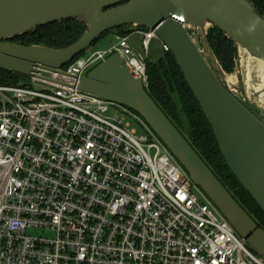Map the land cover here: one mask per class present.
<instances>
[{
    "label": "built area",
    "instance_id": "2783aa9c",
    "mask_svg": "<svg viewBox=\"0 0 264 264\" xmlns=\"http://www.w3.org/2000/svg\"><path fill=\"white\" fill-rule=\"evenodd\" d=\"M136 33L147 54L153 33ZM113 54L146 88L143 55L118 34L52 77L75 87ZM30 83L44 87L0 85V264H264L137 114Z\"/></svg>",
    "mask_w": 264,
    "mask_h": 264
},
{
    "label": "water",
    "instance_id": "95a60500",
    "mask_svg": "<svg viewBox=\"0 0 264 264\" xmlns=\"http://www.w3.org/2000/svg\"><path fill=\"white\" fill-rule=\"evenodd\" d=\"M67 21L82 23L86 31L66 48L11 42ZM208 26L234 44L237 56L246 57L248 73L252 64L248 58L260 61L264 70V18L249 0H0V71L75 88L133 111L176 158L193 185L264 258V230L208 168L119 54L78 78L75 87L52 77H70L64 68L108 33L126 28L153 33L172 54L226 167L264 213V106L257 107L249 97L250 87L256 84L246 88L247 100L227 86L223 70L213 63Z\"/></svg>",
    "mask_w": 264,
    "mask_h": 264
},
{
    "label": "trees",
    "instance_id": "16d2710c",
    "mask_svg": "<svg viewBox=\"0 0 264 264\" xmlns=\"http://www.w3.org/2000/svg\"><path fill=\"white\" fill-rule=\"evenodd\" d=\"M249 1L264 18V0ZM85 31L86 27L82 23L67 21L38 29L13 39L11 42L22 46L41 45L52 49H62L76 42ZM110 34L125 35L124 29L107 35ZM208 43L219 64L226 72H230L233 69V57L236 53L234 44L216 29L208 31ZM85 52L77 58L83 56ZM146 75L148 78L146 90L149 96L233 198L264 230V213L242 189L226 167L211 127L188 89L172 54L169 51H164L163 56L155 63L147 60ZM21 78L18 75L0 71V85L31 86L30 84H20Z\"/></svg>",
    "mask_w": 264,
    "mask_h": 264
},
{
    "label": "rangeland",
    "instance_id": "374dc122",
    "mask_svg": "<svg viewBox=\"0 0 264 264\" xmlns=\"http://www.w3.org/2000/svg\"><path fill=\"white\" fill-rule=\"evenodd\" d=\"M209 30H211V26H208V31ZM124 33H125L124 36H122L120 34L121 37H128L129 44L137 53H140L143 55V57L145 59V63L147 60L155 63L160 57L163 56L164 50H163L162 44L159 40H157V39L151 40L150 45H149V51L147 54H145L144 53L145 51H143L142 46H141V36L136 35L137 34L136 30H130V29L126 28V29H124ZM196 34H198V32H196ZM111 41H113L112 34L106 35L102 39H100L95 45L90 47L88 50L93 51V50L101 49V48L107 46ZM213 63L217 67L220 66V68L223 70L224 77L226 76L225 79H226L228 85L231 87V89H233L234 94L237 95L242 100H247L248 98H246V92H247L246 88L249 85L257 84L259 78H258V75L256 74V72L254 71V69L251 67H249V73L251 76L249 75L248 70H247L246 57L245 56L242 57V55L239 57V54L237 56V54L235 53V56L233 57V69L230 72H226L223 69V67L221 66V64H219L217 59H216V61L213 59ZM251 65H253V64H251ZM19 82H20V84H30L32 87H34L36 89H40L41 87H44V85H40L38 83L32 84V83H30V79L23 78V77L19 80ZM146 85H147L146 88H148V80H146ZM252 87H250V89ZM130 126H131V129L134 130L137 135L141 134L142 130L139 127V125L135 124L134 122H130ZM27 235L30 237H36V238H38V237L52 238L53 237L52 234H49V233H46L43 231H39V230H29V231H27Z\"/></svg>",
    "mask_w": 264,
    "mask_h": 264
},
{
    "label": "bare ground",
    "instance_id": "6f19581e",
    "mask_svg": "<svg viewBox=\"0 0 264 264\" xmlns=\"http://www.w3.org/2000/svg\"><path fill=\"white\" fill-rule=\"evenodd\" d=\"M248 59L250 60L249 63L253 64L250 67L254 69L259 78L258 83L250 89L249 97L254 100V103H256L257 107L262 108L264 106V70L260 61L250 58ZM225 82L227 86L231 89L226 79Z\"/></svg>",
    "mask_w": 264,
    "mask_h": 264
},
{
    "label": "crops",
    "instance_id": "0c3cea01",
    "mask_svg": "<svg viewBox=\"0 0 264 264\" xmlns=\"http://www.w3.org/2000/svg\"><path fill=\"white\" fill-rule=\"evenodd\" d=\"M112 36H114V34H112Z\"/></svg>",
    "mask_w": 264,
    "mask_h": 264
}]
</instances>
